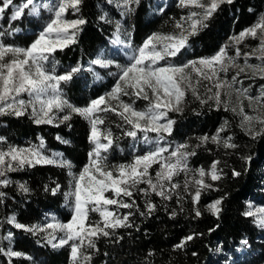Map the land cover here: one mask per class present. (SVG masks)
I'll return each instance as SVG.
<instances>
[{
  "label": "snow or ice",
  "instance_id": "6c2138e0",
  "mask_svg": "<svg viewBox=\"0 0 264 264\" xmlns=\"http://www.w3.org/2000/svg\"><path fill=\"white\" fill-rule=\"evenodd\" d=\"M108 2L112 3L113 0ZM82 3L83 0H0V20H4L5 14L10 13L7 16L9 30L0 25V116L21 117L29 114L36 124H53L57 120L66 122L71 119L72 113H76L90 124L89 142L93 148L89 152V163L79 174L70 173L72 187L66 195L72 210L71 219L67 222L48 223L43 227L19 223L15 216L7 221L26 232H47V242L54 248L68 246L71 264H90L91 253L85 249L99 251L96 240L100 237H112L117 229L133 227L130 217L135 213H120L119 210L139 211L134 198L136 192L146 198L145 211L139 212L141 216H151L157 209V205L150 199L151 194L154 193L165 201L172 200L175 195L179 202L183 199L179 191L182 187L185 193L191 195L195 216L202 215L196 205L199 204L202 192L214 187L207 181L215 182L223 178L220 161L213 160L207 170L203 167L193 170L189 167V157L195 156L196 152L189 151L190 145L181 143L173 147L165 142V137L172 135L176 123L169 117V113L183 111L182 105L189 92L201 104L213 101L217 110L223 107L224 111L238 115L241 118L239 126L252 139L264 135V85H261L259 95H253L250 92L251 86L243 87V80L240 79L243 74L245 79L264 80V13L259 15L253 25L229 37V44L222 45L214 55L186 61L180 58L189 47V38L208 27L207 21L222 5H230L234 0H179L181 7L199 11H191L186 17L176 21L177 31L153 33L135 48L131 44L130 34L124 33V38H121L122 26L116 21L111 42L128 49L125 54L129 62L121 65L116 60L105 59L103 56L93 60L91 63L101 68H117L116 83L108 93L90 100L84 107H77L66 98L61 85L71 82L74 75L82 70V66L78 65L58 74V61H55L54 56L57 50L63 51L77 43L78 34L88 23L83 17L67 19L69 10L78 13ZM139 3L140 0H116L117 7L124 9L122 16L133 11V5ZM45 12L50 14L48 21L29 46L5 43L6 35L19 31L11 28L12 22L21 20L26 15L42 18ZM101 19L111 23L106 16H101ZM248 38L257 40L258 45L253 51L242 53L239 45ZM230 45L234 46V55H229ZM241 56L243 64L238 63ZM253 57L260 63H250L249 60ZM230 69L236 71L228 79ZM202 86L205 88L203 96L200 93ZM24 94L29 97L28 100L20 98ZM122 96L134 99L131 103H126L121 99ZM139 99L148 101L144 109L135 107V102ZM245 101L252 114L245 111ZM65 110H68L66 114L58 116V113ZM109 112L120 118L121 123L116 127L127 126L123 135L137 140L139 134L143 133V140L154 147L135 155L129 163L110 165L107 155L102 153H107L118 137L114 136L111 128L104 127L105 119L102 114ZM227 124L225 121L212 136L199 137L196 147L212 143L225 149H236L238 145L232 142L231 136L225 138L221 135L226 131ZM149 133H154L156 138L149 139ZM5 139L0 137V141ZM57 139L64 144L70 143L59 136ZM43 148L44 141L41 139L39 146H9L6 151L0 150V186L7 187L11 182L6 178L8 172L21 170L25 165L34 167L36 164H54L71 169V162L65 160L61 153L45 156L41 151ZM242 159L247 171L252 157L245 156ZM154 165H159V170L153 176L150 169ZM181 173L185 177L183 184L175 179ZM241 175L240 171L232 169V176ZM141 184L146 187H139ZM19 187L23 192L29 191L24 184ZM190 189H194V192ZM45 190L55 195L60 190V185L51 189L45 186ZM4 195L0 192V197ZM224 199L225 197H220L207 205L208 211L217 219L223 211ZM91 212L99 215L98 221L90 220ZM242 214L254 218L257 226L264 228V206L253 207L248 202L247 210ZM170 215L175 217L177 213L172 211ZM57 231L62 235L58 237ZM11 236L9 233L7 239L10 240ZM196 236L195 233L187 235L174 247L183 249ZM241 244L247 245L248 241L242 240ZM0 253L8 257L23 255L3 247H0ZM192 255L196 256L197 253L193 252Z\"/></svg>",
  "mask_w": 264,
  "mask_h": 264
},
{
  "label": "trees",
  "instance_id": "16d2710c",
  "mask_svg": "<svg viewBox=\"0 0 264 264\" xmlns=\"http://www.w3.org/2000/svg\"><path fill=\"white\" fill-rule=\"evenodd\" d=\"M161 8L163 11H160ZM123 11L117 7L116 0L112 3L108 0H83L78 13L69 10L67 19L83 17L88 21L77 36V43L63 51L57 50L54 56L55 61H58V74L82 66L71 82L61 85L64 95L74 106H86L90 100L111 91L116 83V78L107 74H104L105 80L98 81L96 71L99 68L91 63L98 56H103L112 45L116 21L122 26L121 37L124 38L123 34L128 33L133 44L141 45L153 33L177 31L175 22L199 9L181 7L179 0H140L138 5H133L130 13L122 16ZM262 13L264 0H234L230 5H222L207 21L208 27L189 38V47L180 59L186 61L214 55L222 45L229 44V37L253 25ZM8 15L6 13L5 19L0 20V25L6 30H9ZM101 16H106L111 23L102 20ZM39 23L40 18L27 15L12 22L11 28L22 32L6 35L5 43L29 46L35 38V32L39 30ZM239 47L243 52L253 51L249 40ZM229 55H234L232 45L229 46ZM121 99L131 103L134 97L122 96ZM147 104L148 101L139 99L135 107L144 109ZM182 107L181 113H169L176 123L172 135L166 136L165 142L173 147L181 143L190 145L189 151L196 152L195 156L189 157L191 169L203 167L207 170L213 160H219V167L224 173L219 181H207L214 187L204 190L196 205L202 215L195 216L191 195L185 193L182 187L179 191L183 199L179 202L175 195L172 200L165 201L151 194L150 199L157 209L151 216H141L139 212L145 211L146 198L136 192L134 198L139 211L119 210L120 213H135L130 217L133 227L117 229L112 237H100L96 240L99 251L85 249L91 253L90 264H264V228L257 226L254 218L242 214L247 210L248 202L253 207L264 206V135L252 139L239 126L241 118L238 115L224 111L223 107L217 110L212 101L201 104L191 92L187 94ZM67 111L58 116H63ZM102 115L104 127L111 128L114 136L118 137L108 152L102 153L107 155L110 165L129 163L135 155L154 147L143 140V133L139 134L137 140L123 135L127 126L116 127L121 123L118 116L111 112ZM225 121L228 122L227 129L221 135L225 138L231 136L232 142L238 145L236 149H225L212 143L196 147L199 137L212 136ZM89 133L88 121L76 113H72L71 119L66 122L57 120L53 124H36L29 114L21 117L0 116V137L6 138L0 141V150L6 151L9 146H39L43 139V154L49 155L51 151L61 153L64 159L71 162V172L76 174L89 163V152L93 148ZM148 135L151 140L156 138L154 133ZM57 136L70 143H62ZM245 156L252 157L247 171L242 159ZM233 168L242 175L232 176ZM157 170L159 165L150 169L153 176ZM6 178L11 182L7 187L0 186V192L5 194L0 197V247L23 255L8 257L0 253V264H71L68 246L54 248L47 242L44 232H26L7 222L13 216L19 223L30 226H41L48 222L50 216L57 217L61 222L70 220L72 213L66 197L69 182L66 169L54 164L25 165L21 170L8 172ZM175 179L183 184L184 174L181 173ZM20 184H24L29 191H21ZM57 184L60 190L55 195L45 190V186L51 189ZM139 187L146 185L141 184ZM190 191L194 192V189ZM220 197L225 199L223 211L217 219L208 211L207 205ZM172 211H176L175 217L170 215ZM90 220L98 221L99 215L91 212ZM9 233L12 234L10 240L7 239ZM194 233L197 234L196 238L183 249L174 247L184 237ZM201 233L203 235H199ZM245 239L248 244H241ZM193 252L197 255L193 256Z\"/></svg>",
  "mask_w": 264,
  "mask_h": 264
},
{
  "label": "rangeland",
  "instance_id": "374dc122",
  "mask_svg": "<svg viewBox=\"0 0 264 264\" xmlns=\"http://www.w3.org/2000/svg\"><path fill=\"white\" fill-rule=\"evenodd\" d=\"M49 15L50 14H48V13L45 12L43 14L42 18H40L39 30H37L35 32V37L38 34V32L41 30V28L43 27V25L45 23H47ZM18 32H22V31H18ZM29 32L30 33H33V31H29ZM121 38L123 39V37H121ZM246 40H249L250 41V45L253 48L252 50H254L256 48V46L258 45V41L257 40H254V39H251V38H248ZM131 44H132L133 48L140 46V45L133 44L132 42H131ZM126 52H128V49L122 48V47H118V46H116V45H114L112 43V45L103 53V58L109 59V60H113L114 59L118 63H120L121 65H125V64H127L129 62L128 56L125 54ZM241 52L244 53L243 51H241ZM249 62L252 63V64H259L260 63V61L257 60L255 57L251 58L249 60ZM238 63L243 64V56H241V58H239ZM96 66L99 68L96 71L97 77L99 76V78H97L98 81L105 80L104 74H107L109 76H112V77H115L116 78V75L115 74L118 72V69L115 68L114 66L113 67H109V68H101L98 65H96ZM56 71H57V67H56ZM235 71H236L235 69H230V71L227 74V78L228 79H231V76L235 74ZM221 75H223V74H221ZM240 79L243 80V87L249 88V86H251L250 87L251 94H253V95H259L260 90H261V85H264V80L258 79V78L257 79H254V80L253 79H245L243 74L240 76ZM248 80H251V81L249 82ZM200 92H202L203 94L205 93V88L203 86L200 88ZM20 98L25 99V100H28L29 99V97L26 94L22 95ZM222 98L223 99H226V97H222ZM233 99H235V97H233ZM244 107H245V111L246 112H249V114H252L251 113V109L249 108V106L247 104V101H245ZM58 115H59V113H58ZM102 142H104V141H102ZM53 153H58V152L51 151L49 155H45V154L44 155L50 157ZM65 160L69 161L68 159H65ZM63 168H65V167H63ZM65 169H66V171L68 173V176H69V182L67 184L68 192H69V191H71V187H72V175L71 174H76V173H72L71 172V169H68V168H65ZM77 174H79V173H77ZM66 197H67V195H66ZM67 199H68V197H67ZM71 213H72V210H71ZM57 221L61 222L60 220L57 219V217L50 216L48 222L45 223V224H43V225H41V227H43L44 225H46L48 223H54V222H57ZM49 231H51V230H49ZM44 233H45V236L47 238L48 233L47 232H44ZM56 235L59 237L60 235H62V233H60V232L57 231L56 232ZM53 243H55V241H53Z\"/></svg>",
  "mask_w": 264,
  "mask_h": 264
}]
</instances>
